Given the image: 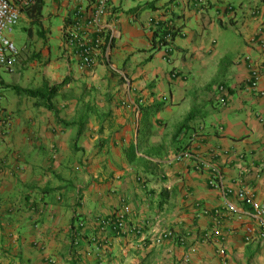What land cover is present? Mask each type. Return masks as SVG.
I'll list each match as a JSON object with an SVG mask.
<instances>
[{
	"label": "crops",
	"instance_id": "crops-1",
	"mask_svg": "<svg viewBox=\"0 0 264 264\" xmlns=\"http://www.w3.org/2000/svg\"><path fill=\"white\" fill-rule=\"evenodd\" d=\"M96 6L25 8L31 42L11 70L0 65V262L264 264V244L244 239L258 221L237 195L249 188L264 206V94L245 88L258 67L264 90V0H110L89 67L65 31ZM159 19L181 30L153 49ZM55 84L53 110L21 93ZM200 158L218 164L223 188ZM125 206L141 232L105 239L99 220Z\"/></svg>",
	"mask_w": 264,
	"mask_h": 264
},
{
	"label": "built area",
	"instance_id": "built-area-1",
	"mask_svg": "<svg viewBox=\"0 0 264 264\" xmlns=\"http://www.w3.org/2000/svg\"><path fill=\"white\" fill-rule=\"evenodd\" d=\"M33 0H0V65L7 70H11L18 61L20 49L12 39V32L18 24L21 12L32 4ZM110 0H97V6L93 15V19L89 24L82 25L81 13L79 8L75 12V22L73 26L65 31L67 45L78 51L81 63L85 66H93L96 62V55L99 52L102 44L103 30L99 24L101 18L106 14L107 5ZM204 0H197V6L202 8ZM92 26V27H90ZM95 35V36H93ZM262 73L258 67H252L249 77L246 80L245 88L251 92L263 95L264 90L260 87ZM220 89L226 91L224 85ZM3 126L8 130L11 126V119L4 116ZM189 157L196 158L192 152H187ZM183 154H178L177 159H181ZM199 168L210 170L209 183L214 188H223V173L218 164L213 163L205 158L196 159ZM238 198L251 207L252 213L258 221V228L247 226L245 228L244 239L250 243L252 241H260L264 244V206L255 198L253 190L242 188L238 191ZM226 208L230 212H237L236 206L231 203H226ZM130 207L125 206L119 212L109 217H102L99 220L101 233L106 239V234L113 231L117 234H139L141 227L131 225L128 222ZM214 234L220 235V230H215ZM159 241V240H158ZM189 255L186 254L182 264H187Z\"/></svg>",
	"mask_w": 264,
	"mask_h": 264
},
{
	"label": "trees",
	"instance_id": "trees-1",
	"mask_svg": "<svg viewBox=\"0 0 264 264\" xmlns=\"http://www.w3.org/2000/svg\"><path fill=\"white\" fill-rule=\"evenodd\" d=\"M43 0H40L38 3L35 2V0L32 1L33 10H38V13L40 12L42 8ZM31 9V10H32ZM151 27L152 30V48L158 49L161 46H167L169 45L176 35L178 34V31L181 30V26H176L172 21L169 20H157L153 22ZM60 85H53V86H47L45 89H39V88H22L21 93L25 94L29 97H34L37 99V106H45L48 109L53 110V105L51 103V99L58 90ZM193 113H189L182 126L184 127L187 122H189L192 118ZM0 264H3L0 262Z\"/></svg>",
	"mask_w": 264,
	"mask_h": 264
},
{
	"label": "rangeland",
	"instance_id": "rangeland-1",
	"mask_svg": "<svg viewBox=\"0 0 264 264\" xmlns=\"http://www.w3.org/2000/svg\"><path fill=\"white\" fill-rule=\"evenodd\" d=\"M29 26L26 24L23 20L19 21L18 24L15 26V29L12 32V39L16 43L17 46L23 45L24 42H27L28 44L31 42V38L28 37V29ZM31 28H36L34 25H31ZM31 53V51L29 52ZM26 54V53H25ZM28 54V53H27ZM31 56V57H29ZM26 55V59H24V63L28 66L29 63H34L35 60L38 59V56L35 55Z\"/></svg>",
	"mask_w": 264,
	"mask_h": 264
}]
</instances>
